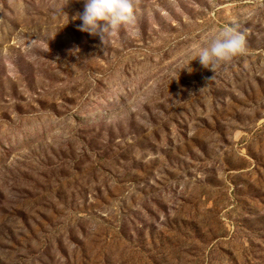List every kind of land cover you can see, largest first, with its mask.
I'll use <instances>...</instances> for the list:
<instances>
[{
    "label": "rangeland",
    "instance_id": "1",
    "mask_svg": "<svg viewBox=\"0 0 264 264\" xmlns=\"http://www.w3.org/2000/svg\"><path fill=\"white\" fill-rule=\"evenodd\" d=\"M135 4L0 0V264H264V0Z\"/></svg>",
    "mask_w": 264,
    "mask_h": 264
},
{
    "label": "clouds",
    "instance_id": "2",
    "mask_svg": "<svg viewBox=\"0 0 264 264\" xmlns=\"http://www.w3.org/2000/svg\"><path fill=\"white\" fill-rule=\"evenodd\" d=\"M137 11L135 0H84L83 11L72 19L81 21L78 25L81 31L95 34L100 30L110 35L120 26H134ZM101 22H105L103 26ZM245 44V36L242 32L235 26H225L197 50L194 59L199 58L204 67L215 72L221 62L227 63L234 57L242 55Z\"/></svg>",
    "mask_w": 264,
    "mask_h": 264
}]
</instances>
